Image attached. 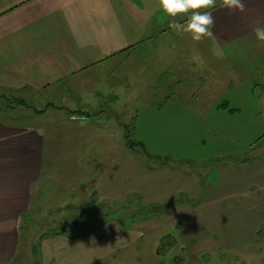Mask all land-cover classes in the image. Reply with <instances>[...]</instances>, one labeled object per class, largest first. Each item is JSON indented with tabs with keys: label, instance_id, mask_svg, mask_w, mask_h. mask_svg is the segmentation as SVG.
I'll list each match as a JSON object with an SVG mask.
<instances>
[{
	"label": "crops",
	"instance_id": "crops-1",
	"mask_svg": "<svg viewBox=\"0 0 264 264\" xmlns=\"http://www.w3.org/2000/svg\"><path fill=\"white\" fill-rule=\"evenodd\" d=\"M243 2V13L212 9L214 36L196 42L190 34L169 28L172 18L159 9L158 0H0V96L12 97L13 104L8 108L11 116L0 117V264H23L20 252L27 254L29 241L36 239L37 249L30 248L37 254L33 250L27 254L30 264H93L123 248L126 235L127 242L139 239L132 238L120 222L107 219L108 213L100 218L102 228L95 229V223L88 234L79 227L70 233L64 223L59 229L41 227L32 234L21 230L25 220L42 215L49 149L51 155H58L61 145L70 141L81 160L86 159L85 152L90 161H103L100 156L114 151V136L87 120L88 112L112 106L120 113L139 107L158 119L155 122L162 129L180 127L181 112H201V116L193 114L192 129L220 128L227 115L237 116L247 129H256L259 123L264 128V41H258L253 31L264 25V0ZM184 19L177 18L181 23ZM179 94L188 101L174 98ZM15 117L34 122L19 125ZM45 118L56 125L57 134L42 128ZM257 158L237 159L235 166L219 163L217 184L192 180L187 193L200 192L202 187L203 204L248 207L247 214L259 229L264 226V162L253 164ZM154 161L141 160L148 170L173 168ZM247 165L253 168L250 186L233 173L224 183L227 168L243 172ZM90 166L77 175L80 186L90 185L89 196L65 209L84 205L85 210L99 195L107 198L108 184L98 189V170ZM112 173L106 172L111 177ZM182 193L159 194L156 201L184 204L186 200L177 196ZM128 194L130 198L131 191ZM80 217L79 224L88 225ZM100 234L106 248L97 244ZM118 239L122 241L114 243Z\"/></svg>",
	"mask_w": 264,
	"mask_h": 264
},
{
	"label": "rangeland",
	"instance_id": "rangeland-1",
	"mask_svg": "<svg viewBox=\"0 0 264 264\" xmlns=\"http://www.w3.org/2000/svg\"><path fill=\"white\" fill-rule=\"evenodd\" d=\"M174 98L180 102L188 101L187 97L180 94ZM12 105V97L3 96L0 101V117L9 118L11 112L8 108ZM114 109L108 106L99 112L86 114L87 120L97 123L103 131H107L108 136H114V151L109 155L100 156L99 159L103 161H90V154L85 152L82 155L89 160H81L76 153V145L70 141L61 145L58 155H51L50 149L48 150L46 157L50 164L45 161L42 181V199L45 204L41 206L42 215L29 221L25 220L21 230L32 234L41 227L44 231L59 229V224L64 223L70 233H74V229L79 227L88 231V234L95 223V229L102 228L100 218L103 213H108L107 219L112 218L120 222L125 231L130 230L132 238L135 235L139 239L127 242L126 235L122 238L125 239L123 248L100 256L93 264H264V226L258 229L256 224L254 225L247 214L248 207L244 208L241 204H203L202 187L200 192L187 193L192 180H204V183L209 180L217 184L220 178L216 165L224 161L235 166L238 164L237 159L258 156L253 164L261 166L264 162L262 124L259 123L256 129H247L238 122L237 116L231 118L227 115L225 121L222 119L220 128L192 129L189 125L196 122L192 119L193 114L201 116V112H181L178 123L180 127L162 129L155 122L158 119L143 113L139 107L126 108L120 113ZM15 118L13 120L19 125H31L34 122ZM38 118L36 117L35 122L40 120ZM41 125L46 133L57 134L56 125L47 118ZM78 131L81 135L82 130ZM65 133H68L67 130ZM202 137L204 142L198 140ZM128 139L142 142L150 156L143 153L140 146L129 148ZM47 146L49 148V143ZM222 154H226V157L223 158ZM218 155H222L220 160ZM155 159L159 161L160 166L170 163L173 168L169 169L170 172L164 168L148 170L141 162L144 160L145 163H150ZM91 163L92 169L98 170V189L108 184L105 186L108 191L107 198H102L104 194L99 195L100 199L95 200L94 204H89L85 210L84 205L80 209H65L70 203L77 206L81 198L89 196L90 185L80 186L77 175L79 169L89 171ZM248 166L244 167L243 172L238 168L237 171L227 168L224 183L227 182L229 173H233L240 176V182L250 186L254 177L249 174L253 168ZM107 171L113 172V176L106 174ZM194 172L196 175L192 174ZM185 173L189 175L188 178H184ZM162 187L163 194H160L159 189ZM179 190L184 191L177 195L186 200L184 204L156 201L159 194L172 195L168 193ZM128 191H131L130 198ZM192 197L193 201L190 199ZM106 205L108 206L105 208ZM58 209L59 212L56 211ZM80 216L88 220V225L79 224ZM256 228L260 232H256ZM99 238L100 240H96L98 246L106 248L104 243L102 244L105 241L101 240V234L97 237ZM121 241L118 239L114 243ZM38 243L40 251L41 241ZM110 244L109 240V246ZM30 245L36 248L37 239L29 241V246L26 247L27 254L31 253V250L36 253L35 248H30ZM27 254L20 252L19 263H31V257Z\"/></svg>",
	"mask_w": 264,
	"mask_h": 264
},
{
	"label": "clouds",
	"instance_id": "clouds-1",
	"mask_svg": "<svg viewBox=\"0 0 264 264\" xmlns=\"http://www.w3.org/2000/svg\"><path fill=\"white\" fill-rule=\"evenodd\" d=\"M158 6L165 15L172 18L169 28L177 34H190L196 42L214 36L212 29L215 18L212 9H227L229 14L245 12L243 0H158ZM178 17L185 18L184 22H179ZM253 31L258 41H264V25L255 27Z\"/></svg>",
	"mask_w": 264,
	"mask_h": 264
},
{
	"label": "trees",
	"instance_id": "trees-1",
	"mask_svg": "<svg viewBox=\"0 0 264 264\" xmlns=\"http://www.w3.org/2000/svg\"><path fill=\"white\" fill-rule=\"evenodd\" d=\"M3 98V96H0V101H1V99ZM129 137V136H128ZM127 137V138H128ZM127 143H128V145L131 147V148H135L136 146H140L141 147V151L143 152V153H145L147 156H150L149 154H148V152H147V150H146V148H145V146H144V144L142 143V142H140V141H132L131 139H128L127 140Z\"/></svg>",
	"mask_w": 264,
	"mask_h": 264
}]
</instances>
